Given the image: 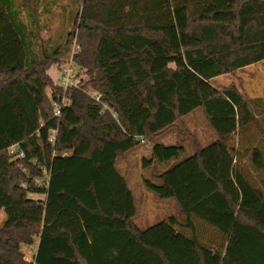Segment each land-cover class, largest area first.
<instances>
[{"label": "trees", "instance_id": "16d2710c", "mask_svg": "<svg viewBox=\"0 0 264 264\" xmlns=\"http://www.w3.org/2000/svg\"><path fill=\"white\" fill-rule=\"evenodd\" d=\"M35 1L0 0V264H264V178L228 145L251 126L264 140V99L211 84L264 62V0H79L77 32L37 51ZM74 38L86 79L64 91L49 70ZM196 110L215 140L156 171L185 150L160 136ZM146 142L144 188L177 211L140 229L118 163ZM245 151L264 176L261 147Z\"/></svg>", "mask_w": 264, "mask_h": 264}, {"label": "rangeland", "instance_id": "374dc122", "mask_svg": "<svg viewBox=\"0 0 264 264\" xmlns=\"http://www.w3.org/2000/svg\"><path fill=\"white\" fill-rule=\"evenodd\" d=\"M78 2L79 0H40L33 14L28 9L25 10L23 21L37 36L35 51L39 49V45L46 49H52L61 42L67 32L74 34L77 32L78 23L74 28L72 25L75 12L79 6ZM35 3L37 0L33 4ZM72 41L70 49L73 47ZM74 73L81 81L86 79L79 67L74 69ZM49 75L55 84L61 83L60 70H56L55 66L49 70ZM211 84L218 89L234 86L248 99H264V62L248 66L232 74L221 75L213 79ZM257 118L264 121V114L261 113ZM214 140V133L202 116L201 111H194L180 119L159 138V141L164 144L179 143L184 147V153L177 161L163 164L156 167L155 170H167L170 166L194 154L198 147H205ZM250 144L259 145L264 152V140L254 126L249 127L243 133H235L228 143L230 147L238 151V167L250 180L258 183L264 176L258 175L250 166L249 154L245 151ZM150 146L151 142H146L141 147L126 154L118 163L121 174L128 179V187L132 192L137 209L134 222L140 229H145L177 211L176 203L173 200H162L144 188L143 178L148 177L153 169L142 168L141 157L148 155ZM2 222L3 214L0 215V226ZM37 244L35 242L32 246H23L21 250L24 256L30 257L27 252L33 247L37 249Z\"/></svg>", "mask_w": 264, "mask_h": 264}, {"label": "built area", "instance_id": "2783aa9c", "mask_svg": "<svg viewBox=\"0 0 264 264\" xmlns=\"http://www.w3.org/2000/svg\"><path fill=\"white\" fill-rule=\"evenodd\" d=\"M73 47L70 49V54H69V58L66 61V63L61 67L60 69V73H61V83L59 84V86L65 91L69 88H77L81 82L80 79H78L75 76L74 73V69L77 68V65L75 64L73 57L78 53L79 51V47L76 43V38L73 39ZM89 95L96 101L99 102L100 99V94L90 91ZM62 105H64V102L62 101L61 103ZM59 110L60 107L59 106H54V114L55 116L59 115ZM110 113L112 114L113 117H115V114L113 113L112 110H110ZM54 135L55 132L51 131L50 136H49V140L51 143L54 142ZM141 141H143L141 139ZM13 151V148H11L10 152ZM19 157H21V154L18 155ZM37 249L35 247H33L31 250H29L27 253L30 257H26L24 256V260L28 261V262H33V258L36 254Z\"/></svg>", "mask_w": 264, "mask_h": 264}, {"label": "water", "instance_id": "95a60500", "mask_svg": "<svg viewBox=\"0 0 264 264\" xmlns=\"http://www.w3.org/2000/svg\"><path fill=\"white\" fill-rule=\"evenodd\" d=\"M85 27L88 29H99L100 27L92 22H86Z\"/></svg>", "mask_w": 264, "mask_h": 264}, {"label": "crops", "instance_id": "0c3cea01", "mask_svg": "<svg viewBox=\"0 0 264 264\" xmlns=\"http://www.w3.org/2000/svg\"><path fill=\"white\" fill-rule=\"evenodd\" d=\"M218 78V77H217ZM215 79V78H214ZM0 215H2V214H0Z\"/></svg>", "mask_w": 264, "mask_h": 264}]
</instances>
